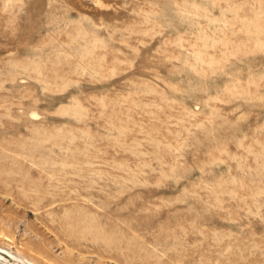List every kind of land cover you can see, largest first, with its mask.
I'll return each instance as SVG.
<instances>
[{"label":"rangeland","instance_id":"rangeland-1","mask_svg":"<svg viewBox=\"0 0 264 264\" xmlns=\"http://www.w3.org/2000/svg\"><path fill=\"white\" fill-rule=\"evenodd\" d=\"M0 248L264 264V0H0Z\"/></svg>","mask_w":264,"mask_h":264},{"label":"bare ground","instance_id":"bare-ground-1","mask_svg":"<svg viewBox=\"0 0 264 264\" xmlns=\"http://www.w3.org/2000/svg\"><path fill=\"white\" fill-rule=\"evenodd\" d=\"M4 254H8V255H10V256H13L10 252H7V251H5L4 249H1L0 248V260L2 259V258H4ZM7 261V260H6ZM9 261V260H8ZM5 264V263H4ZM13 264H15V263H13Z\"/></svg>","mask_w":264,"mask_h":264}]
</instances>
